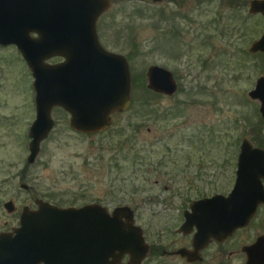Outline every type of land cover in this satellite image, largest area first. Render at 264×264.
<instances>
[{"label": "rangeland", "instance_id": "rangeland-1", "mask_svg": "<svg viewBox=\"0 0 264 264\" xmlns=\"http://www.w3.org/2000/svg\"><path fill=\"white\" fill-rule=\"evenodd\" d=\"M250 1L112 0L97 28L105 48L130 57L131 108L89 135L55 108L56 125L33 165L34 78L15 46H0V229L18 222L4 207L9 201L19 213L36 198L59 207L98 203L110 211L129 206L154 247L188 245L176 234L185 206L214 193L211 184L222 188L241 142L264 133L260 103L249 96L264 76L263 59L249 52L264 33V16L249 13ZM153 65L174 73L177 94L152 96L146 74ZM152 252L143 264H243L220 259L215 246L195 263Z\"/></svg>", "mask_w": 264, "mask_h": 264}, {"label": "water", "instance_id": "water-1", "mask_svg": "<svg viewBox=\"0 0 264 264\" xmlns=\"http://www.w3.org/2000/svg\"><path fill=\"white\" fill-rule=\"evenodd\" d=\"M111 3L0 0V46H15L34 78L36 118L29 130V165L36 162L42 143L56 125L52 116L55 108L70 114L74 131L88 135L105 132L112 125V115L129 108V62L123 54L107 50L98 34V21ZM249 13L264 16V0H251ZM249 52L264 54V33ZM57 57L63 61L49 63ZM147 76L150 90L167 96L178 92L168 69L154 65ZM249 96L260 103L264 118V76ZM263 158L264 149L253 148L248 140L243 142L235 190L225 200L215 196L192 204L179 233L189 234L197 218H202L200 232L194 237L193 250L183 248L178 255L189 263L200 262L201 251L213 235L230 229L223 217L226 205L238 206L244 212L255 200H261L258 193L242 188L250 176L258 175V166L264 167ZM37 205L36 210L24 208L14 233L0 234V264H122L126 258L127 264H143L148 259L150 245L129 206L111 212L98 203L59 207L39 199ZM5 209L13 213L14 203L7 202ZM248 264H264V259H249Z\"/></svg>", "mask_w": 264, "mask_h": 264}, {"label": "flooded vegetation", "instance_id": "flooded-vegetation-1", "mask_svg": "<svg viewBox=\"0 0 264 264\" xmlns=\"http://www.w3.org/2000/svg\"><path fill=\"white\" fill-rule=\"evenodd\" d=\"M99 39H100V37H99ZM100 42H101V40H100ZM101 44H102V42H101ZM119 54H123V53H119ZM258 54H261V53H258ZM123 55L127 58L128 62H129L130 61L129 56L126 54H123ZM55 59H59L60 62L63 61L62 58H54V59L50 60V63ZM52 64H57V63H52ZM129 66H130V71H131V104L129 107V109H130L131 105H132V90H133L134 80L132 77V70H131L130 62H129ZM173 75H174V73H173ZM174 78L177 82L178 92H179L180 88H179V84H178V81H177L175 75H174ZM146 80L148 81L147 74H146ZM149 91H151V94L154 97L155 96H157V97H171V96H167V95H164L161 93H156L150 89H149ZM116 114H124V113H116ZM113 115H112V117H113ZM257 129L260 130L261 132H264L262 127H260V128L257 127ZM258 137L263 138L264 133L261 135L258 134ZM258 137H256V136L253 137L252 142L249 141L248 139H244L241 142L236 162H235V164L231 165L230 174H228V178L226 179V182L224 183L225 185L224 184H223L224 186L222 185V188L220 187V185L218 186V183L211 184V186L213 185L212 190L210 188V189H207V191L208 192L213 191L214 193H212L209 196H204V197L197 198V199L191 201L188 204V206H185V208L183 209L182 223H181L179 229L176 231V234L178 236H181V237L188 239L190 241V243L188 245H184L181 248L174 249V250H166L164 247H156V246L154 247V246L149 244L150 245L149 257L155 253V252H152L153 250H155V251H157V255H159L160 257L161 256L162 257H164V256L165 257L166 256H178L182 259H185V258L181 257L180 255H178L177 252L183 248L191 250V251L193 250V240H194V237L197 234H199V232H200L199 226L201 224V219H202V218H197L198 223L193 225V227L190 229L189 234L185 235L184 233H179L180 228L184 225V223L186 221V216L191 213L192 204L194 202L201 201L204 199H210V198H213L215 196L223 197L222 200H225V199L230 197V195L235 190V187L237 184L238 163H239V156H240V152H241V146L245 140H248L251 143L253 148L264 149V140L254 139V138H258ZM262 161L264 163V158L262 159ZM257 170H258L257 171L258 175L257 176H250L248 178V181H246L244 183V187L242 188V191L248 192V190H249L250 192H252V191L256 192L261 196V197H259V198H261V200L260 199L258 201L255 200V203L250 204V206L248 205V207L246 208V210H244V212H241L238 206H227L226 205L227 213L223 217H225L227 219L225 222H227V224H229L228 227L230 229L227 231H220L218 233L216 232V235H213V237L210 239L209 245L204 250L201 251L202 260L200 262H202L204 260V257H203L204 252L209 250L213 246H215L217 248V255L220 259H222L223 257L224 258L228 257L230 259L236 257V258H239L243 264H248L249 259H264V199H262V197L264 196V173H263L264 167L258 166ZM147 174L150 175L152 173L148 172ZM221 176H222V174H221ZM198 179L201 180V178H198ZM159 180H161V179L160 178L156 179L154 181V185L159 186L161 184V182ZM215 181H216V179H215ZM189 182H191V181H189ZM163 188L166 192H170V191H172V189H174L172 186H168V185H164ZM27 189H25V190H27ZM196 189H198V187ZM38 200H39V198H36L34 200V203H33L34 205L33 204L32 205H23L21 210H20V213H19V208H17L15 206V203L12 201L14 203V212H15V213L14 212L13 213L19 214L18 222L16 225L5 226L3 229H0V234L1 233H14L15 230L20 226V217H21V214H22V211L24 210V208L27 207L31 210H36L38 208V205H37ZM183 203H184V201L182 202V205H183ZM5 204H4V207H5ZM235 209L237 210L236 213L234 212ZM223 217L221 218V220L223 219ZM233 227H235V228H233ZM211 230H212V228L209 229V233H211ZM212 232L214 233L215 231H212ZM158 251H159V253H158ZM125 260H127V259H125Z\"/></svg>", "mask_w": 264, "mask_h": 264}, {"label": "trees", "instance_id": "trees-1", "mask_svg": "<svg viewBox=\"0 0 264 264\" xmlns=\"http://www.w3.org/2000/svg\"><path fill=\"white\" fill-rule=\"evenodd\" d=\"M224 1V0H221ZM128 55V54H127ZM129 56V55H128ZM260 58L263 59L262 61H264V55L263 54H259ZM130 58V57H129Z\"/></svg>", "mask_w": 264, "mask_h": 264}]
</instances>
